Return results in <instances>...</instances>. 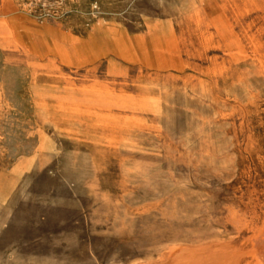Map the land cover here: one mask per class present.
Returning a JSON list of instances; mask_svg holds the SVG:
<instances>
[{"label": "rangeland", "instance_id": "1", "mask_svg": "<svg viewBox=\"0 0 264 264\" xmlns=\"http://www.w3.org/2000/svg\"><path fill=\"white\" fill-rule=\"evenodd\" d=\"M262 233L264 0H0V264Z\"/></svg>", "mask_w": 264, "mask_h": 264}, {"label": "bare ground", "instance_id": "2", "mask_svg": "<svg viewBox=\"0 0 264 264\" xmlns=\"http://www.w3.org/2000/svg\"><path fill=\"white\" fill-rule=\"evenodd\" d=\"M247 245L251 246V250L243 257L236 259V261L241 264L247 260H249V263L246 262V264H264V234L251 237ZM228 250L229 244L224 246H201L182 250L171 253L163 264H225L224 261L229 255Z\"/></svg>", "mask_w": 264, "mask_h": 264}]
</instances>
